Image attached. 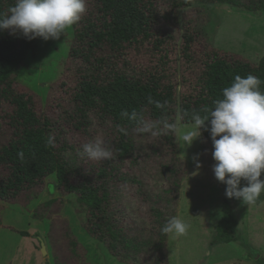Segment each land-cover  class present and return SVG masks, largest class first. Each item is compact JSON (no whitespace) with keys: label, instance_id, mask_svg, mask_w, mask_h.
Listing matches in <instances>:
<instances>
[{"label":"trees","instance_id":"16d2710c","mask_svg":"<svg viewBox=\"0 0 264 264\" xmlns=\"http://www.w3.org/2000/svg\"><path fill=\"white\" fill-rule=\"evenodd\" d=\"M167 1L173 14L164 12L162 0H86L87 13L72 27L68 57L75 65V79L66 90L67 96L62 102L58 101L59 120L38 113L34 98L14 88L18 83L17 72L26 54L33 49L36 38L29 40L22 34L12 35L10 30L0 29V106L7 101L12 107L7 114L6 138L0 141V167L6 170V174H0V200L22 197L27 203L32 196L26 193L41 186L54 173L57 188L63 189L66 195L75 196V209L83 215V231L106 244L113 256L126 264H134L128 260L129 247L140 259L136 264H168V235L162 229L176 217L169 204L161 203L160 198L154 202L155 197L145 193L142 201L149 206L146 213L149 227L126 224L129 212L119 194L120 187L126 189L128 185L125 184L135 183L141 194L145 186L136 175L128 172L129 166L124 168L127 160L136 163L135 153L144 156L143 147L149 149V158H154L155 162L150 161L155 163L159 176L166 178L162 192L174 191L175 203L182 175L176 174L181 160L176 156L175 133L158 137L137 134L136 125L121 114L136 112L150 121L167 120L173 124L179 117L182 123H194L193 112L204 116L209 114L202 111L205 107L214 110V101L224 99L223 90L232 86L237 75L259 77L262 81L260 91L264 93V53L257 63H251L215 48H196V44L202 42L199 35L202 28L196 25V20L184 19L178 48L181 55L177 57L183 73L190 76L185 78L191 83L189 92L179 95L174 80L177 71L172 70L170 59L172 49L177 48L171 36L172 22L178 23L177 9L197 1L228 3L247 10L257 6L264 10V0ZM16 2L0 0V18ZM156 102L163 107H157ZM206 123L208 128L202 129L203 137L214 153L211 124L210 121ZM62 127L79 130V134L69 140L60 132ZM120 127L127 129L129 134L120 132ZM50 137H54V147L48 146ZM96 138H102L105 146L114 151L113 159L95 162L82 155V146ZM21 151L23 160L19 156ZM66 151L81 161L77 178L71 173L72 163L64 156ZM53 203L64 204L57 198L43 206ZM221 206L222 215L213 242L236 240L237 222L230 201L225 199ZM34 218L41 220L51 216L45 210L41 214L35 212ZM18 233L28 235L25 231ZM62 234L67 254L62 257L53 254L55 263L89 264L82 244L71 229L66 227ZM53 243L57 245L56 241ZM54 244L52 248L56 249ZM149 245L154 255L148 254L146 247Z\"/></svg>","mask_w":264,"mask_h":264},{"label":"rangeland","instance_id":"374dc122","mask_svg":"<svg viewBox=\"0 0 264 264\" xmlns=\"http://www.w3.org/2000/svg\"><path fill=\"white\" fill-rule=\"evenodd\" d=\"M161 7L164 12L172 13L167 0H162ZM255 8L247 10L228 3L210 4L194 1L189 7L175 11L178 23L172 22L171 36L177 48L172 49L170 59L172 70L177 71L174 80L179 95L191 89V83L185 80L190 76L183 73L181 60L177 59L181 55L178 48L182 39L184 19L196 20V25L202 28L199 31L202 42L197 43L196 48L211 47L257 63L264 53V10L257 6ZM72 39V28L61 35L59 40L46 41L42 37H37L33 49L26 54L23 65L17 72L18 83L14 88L18 92L30 94L34 98V106L38 113L48 115L53 120L61 118L57 116L60 113L58 101L62 102L67 96L66 90L75 79V65L68 57ZM62 83L64 85H61ZM11 111V105L3 101L0 106V141L6 138L7 114ZM176 124L179 135L195 127L194 123H182L179 117H176ZM56 125H59L57 121ZM60 132L69 140H73L72 136L79 134V130L65 127H62ZM175 139L176 156L181 160L179 163L181 170L179 169L176 174L182 175L178 187V200L175 203L174 191H170V194L162 192L166 178L159 176L155 163L150 161H154V158H149V149L143 147L146 155L139 156L135 153L137 162L127 160L124 167L126 169L129 166L128 172L136 175L142 181L140 183L145 185L141 194L137 191L135 183L125 184L128 185L126 189L124 186L120 187L119 194L129 212L126 224L129 226L131 222L141 227H149L146 214L149 206L142 201L143 194L146 193L155 197L154 202L160 198L161 203L169 204L173 208L172 212H176L175 216L190 225L186 236L168 235L167 256L171 264H179L176 257L179 255L181 264H264V193L261 195L262 199L251 206L243 204L242 200L229 199L226 196L227 185L219 182L215 176L216 161L203 135L186 149L178 144L177 134ZM64 156L72 163L71 173L77 178L81 171L80 159L69 151H66ZM157 156L154 154V157ZM194 157L202 167L197 168ZM3 173L6 174V170L0 167V174ZM244 183L242 182L241 187ZM41 186L26 193L32 196L27 203H24L22 197L19 200H0V264H56L53 254L61 257L67 254V243L62 237L66 227L71 229L82 244L89 264H126L113 256L106 244L92 239L83 231L81 228L83 215L77 213L75 209V196L66 195L63 189L57 188L54 173L49 175ZM57 198L63 200L64 204L59 206L58 203H53L49 207L43 206L45 202ZM225 199L230 201L234 211L237 222L234 233L237 239L213 242L216 225L222 215L221 204ZM45 210L51 218L41 220L34 218L35 212L41 214ZM19 230L27 232L28 235L18 233ZM53 241H56L57 245ZM53 244L56 249L52 248ZM146 248L150 252L148 254H155L151 245ZM128 251L130 252L128 260L136 264L140 260L139 257L131 251V247Z\"/></svg>","mask_w":264,"mask_h":264},{"label":"clouds","instance_id":"9594fccd","mask_svg":"<svg viewBox=\"0 0 264 264\" xmlns=\"http://www.w3.org/2000/svg\"><path fill=\"white\" fill-rule=\"evenodd\" d=\"M87 13L86 0H17L15 6L0 18V29L10 30L12 35L22 34L29 40L42 37L44 40H59L61 35L76 25ZM262 81L248 74L237 75L232 86L223 90L224 99L214 101V110L202 109L208 115L201 116L193 112L194 129L179 135L177 124L162 121H150L143 115L127 111L121 115L131 119L136 125L137 134H150L158 137L162 134H177L181 148L191 147L203 135L210 121L213 153L216 164L214 172L217 180L227 185L226 196L242 200L243 204H255L264 193V93L260 91ZM150 102L151 98H149ZM157 107H163L156 102ZM161 125L163 126L161 128ZM119 131L128 135V130ZM48 146L54 147V137L48 140ZM82 155L100 162L114 158V151L105 146L102 138L85 143ZM24 159V153H19ZM197 168L202 164L196 157ZM242 182L244 186L241 187ZM190 225L179 217H172L163 227L164 234L186 236Z\"/></svg>","mask_w":264,"mask_h":264},{"label":"crops","instance_id":"0c3cea01","mask_svg":"<svg viewBox=\"0 0 264 264\" xmlns=\"http://www.w3.org/2000/svg\"><path fill=\"white\" fill-rule=\"evenodd\" d=\"M176 257H178V259H179V260H178V261H179V264H181V263H180V255H179V256H176ZM168 264H171V262H168Z\"/></svg>","mask_w":264,"mask_h":264}]
</instances>
